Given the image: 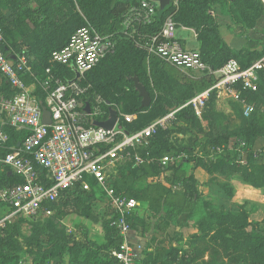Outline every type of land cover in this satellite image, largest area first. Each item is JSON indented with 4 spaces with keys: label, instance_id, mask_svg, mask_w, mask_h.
Wrapping results in <instances>:
<instances>
[{
    "label": "rangeland",
    "instance_id": "1",
    "mask_svg": "<svg viewBox=\"0 0 264 264\" xmlns=\"http://www.w3.org/2000/svg\"><path fill=\"white\" fill-rule=\"evenodd\" d=\"M113 1L115 0H69V5L63 6L62 12L57 13L58 15L67 13L65 8L68 7V11L76 15L84 24H89L87 15L92 9L105 7ZM183 1L186 0H171L173 13L167 18H171L174 25H176L174 15L180 10ZM49 2L50 0H0V27L7 29L11 38L16 41H23L26 44L36 41L42 43L43 38L38 30V24L43 20L41 6ZM212 4L210 14L217 12L230 19L229 14L232 9L230 0H212ZM122 21L123 18L115 23L112 33L101 28L99 32L118 35L117 40L125 39ZM261 23L264 25V18ZM232 25L239 31L245 32L240 24L232 21ZM254 28L248 31H253ZM128 33H131L130 30ZM20 47L28 51L34 49L39 51V54H43L46 50V47L33 48L25 45ZM263 52L264 43L261 44V52H253L252 57ZM243 55L246 54L241 52L238 59L234 57L232 59L244 65L246 61L243 60ZM149 59V63L141 68L142 80L152 94V101L155 102L166 100L164 92L160 85L158 86L159 83L176 100L187 102L205 90L212 89L219 77L218 74L212 73V79H210L206 72L185 71L166 64L167 68L174 69L171 72L172 75L174 74V82L165 81L163 84V77L159 76L154 81L151 74V64L156 61V57L150 54ZM110 75L109 73L103 75L98 81L102 84L92 90L93 108L101 111L102 114L106 107L116 110L119 125L131 131L153 121L156 118L153 112L146 111L136 115L129 113L135 103V97L127 87L121 88L120 82L108 89L106 84ZM26 82L28 85L33 84L34 89L40 91L38 80L33 76L28 77ZM211 91L214 92L211 106L206 108V100L200 108L201 114H208V120H199L195 125L186 121H175L165 129L168 140L175 149L189 147L196 137L195 132H209L212 125L215 130L229 134V137L244 128L247 125L244 123H248L253 118L257 126L264 129V80L261 94L252 97L249 104L246 96H244L245 104H242L233 100L221 88H213ZM107 99L112 103L109 104ZM232 143L233 139L229 138L227 146L210 147L204 156L199 153L200 147H196L190 153L191 155L187 153L169 155L160 151L151 158L152 161L148 160L142 165L130 166L122 161L108 170V184L119 191H125L139 203V208L131 221V234L139 232L145 237H153L156 241L164 236L161 239L167 242L168 247L173 243L176 245L167 256L168 264H200L199 261L196 263L192 261L196 255L195 240L200 235H204L203 232H206L208 237L212 233L205 221L206 208L215 215L221 216L223 212H235L245 207L250 214V219L257 224L255 228H264V223L261 222L264 218V189L253 188L243 182L241 175L236 170L233 172L230 169V161L229 164L222 162L225 164L223 168L216 164L217 159H223L226 155H229V160L231 159ZM240 150L242 151V148ZM252 151L255 152L253 155L256 163L263 161V157L260 158L258 154L264 152V138L256 141ZM242 154L245 157L246 152L243 151ZM195 155L201 158L197 165L207 176L206 183L201 185L202 189L198 188L199 183L196 180L186 184L173 181L169 171L165 175H152V167L169 168L178 165H183L182 174L188 175L191 170H194L193 163L188 162V159ZM163 157H169L172 161L163 166L160 163ZM235 162L232 159V163ZM207 169H211L210 172ZM0 173H8L1 163ZM85 201L84 197L79 196L70 204L55 203L47 208V213L42 212L35 220L18 218L6 224L5 229L0 233V264H75L83 258L99 262L105 253L97 252L94 245L97 247L104 242L103 234L100 225L87 217ZM89 210L100 219L109 217L110 208L107 205V199L98 188ZM8 213L7 208L0 205V219L6 217ZM211 221L213 222V219ZM214 221L215 223L218 221L216 224L219 225L216 226L219 230L227 227L228 222L220 219ZM240 222L245 223V221ZM130 241L134 239L131 237ZM59 250L61 252L57 254Z\"/></svg>",
    "mask_w": 264,
    "mask_h": 264
},
{
    "label": "built area",
    "instance_id": "2",
    "mask_svg": "<svg viewBox=\"0 0 264 264\" xmlns=\"http://www.w3.org/2000/svg\"><path fill=\"white\" fill-rule=\"evenodd\" d=\"M158 11V3L150 0H140L129 8L122 21L125 39L139 37L140 48L177 69L218 74L213 88H221L233 100L245 104L243 92H256L257 73H264V55L245 69L231 59L214 72L202 61L198 51L182 48L175 39L171 18L165 20L157 34L138 31L152 24ZM2 45L0 32V149H8L0 163L21 182L0 189V205L9 211L0 219V233L14 219L35 220L42 212L47 213V206L55 203L62 191L76 185L88 191L89 178L104 193L110 208L111 226L120 238L118 249L111 250L110 257L118 264H141L140 250L130 241V219L139 203L117 193L108 184V170L126 160H133L137 165L152 161L148 155L144 158L136 151L148 148L151 139L175 120L179 110L190 106L200 119V108L213 88L137 131H126L118 121L111 130H106L92 125L95 120L103 121L101 111L92 105L90 114L84 111L83 98L89 86L83 81L102 60L114 55V35L99 32L89 24L78 28L61 49L51 53L49 67L42 76L32 72L28 57L4 53ZM53 67L71 69L75 80L62 81L53 73ZM31 76L38 80L44 93L42 100L33 95L34 85L26 82ZM3 84L11 93L4 90ZM43 107L50 115L49 125L42 123ZM5 128L26 135L22 141L10 145ZM171 161L163 157L160 163L165 166Z\"/></svg>",
    "mask_w": 264,
    "mask_h": 264
},
{
    "label": "trees",
    "instance_id": "3",
    "mask_svg": "<svg viewBox=\"0 0 264 264\" xmlns=\"http://www.w3.org/2000/svg\"><path fill=\"white\" fill-rule=\"evenodd\" d=\"M230 1V8H232L229 14L230 19L235 23L240 24L241 27L246 31L253 29L257 20L264 16V0ZM139 2L140 0H115L110 2L105 7L92 9L87 15L89 25L98 31H100L99 29L101 28L111 32L115 27V23L118 21L120 22V19L123 18L129 8L137 5ZM67 4L69 5V0H50L48 4L41 6L43 20L38 24V30H40L41 36L43 38L42 43L41 41H38V43L36 41L31 44H26L23 41H16L11 38L7 29L4 30L2 27H0L3 37L2 50L4 53L11 55L24 54L30 59V67L32 72L36 76H42L44 70L49 67V58L51 53L61 49L67 43L69 37L75 30L86 25L76 15L68 11V7L65 8L67 13H61V15H58L57 12H62V7L67 6ZM212 5V0H186L180 5V10L174 15L176 26L190 28L196 33L198 52L202 61L208 65L212 71L215 72L222 68V66L227 61L231 60L232 57H234V59H238L241 55V52L246 54L243 55V60H245L246 63L242 65L240 61L237 62L243 69L249 67L252 63L260 59L264 55V52L260 53L259 55H255L253 58L252 55L254 53L252 52L245 50L233 51L226 45L219 35L216 17L210 14ZM172 13L173 8L171 5H169L163 11H158L155 21L152 24L142 29L139 28L138 31L149 35L157 34L161 30L167 17ZM113 35L116 41L114 55L102 60L92 71L85 75L83 84L85 86H89L87 94L83 98L85 104H89V106H91V92L94 88L102 84L101 81L100 83L98 81L106 73L111 74L106 84L108 89L115 87L117 83L120 82L121 88L127 87L133 93L135 97V103L129 110L130 114H142L146 111L153 112V115L156 116V118L153 119L154 121L166 115L167 113L178 109L186 103V101H181L178 99L176 100L171 95V93L165 90L164 87L159 83L158 86L160 85L162 92H164L166 96V100L155 102L151 99L150 106L146 109H141V99L135 92L133 83L130 79L133 77L138 78L139 82L145 87L150 98H152L151 92L142 80V61L147 56V53L143 48H140L139 37L135 38L134 40H117L118 35ZM23 45L33 48L46 47V50L43 54H39V51L34 49L33 51L22 49L20 46ZM47 54L48 56H46ZM243 60L241 59V61ZM162 63L163 62L156 58V61L151 64V74L153 80L156 81L160 76L164 79V81H162L163 84L165 81L174 82L173 78L168 76L162 69L159 68L160 64ZM52 71L64 82L75 80V73L69 68L53 67ZM207 76L212 75L207 74ZM263 80L264 73L258 72L256 92H243V95L247 98L246 100L248 104L252 97H257L261 94ZM3 88L8 93H11L5 84H3ZM33 95L36 96L38 100H42L44 97V93H42L41 90L38 91V89H34ZM213 96L214 92L211 91L207 101L205 102L207 109L209 106H211ZM107 102L109 104L112 103L109 99H107ZM108 108L111 107L105 108L101 119L104 120L107 118ZM208 119V114L203 115V113L201 114L200 119H197L192 108L189 106L179 110L175 114V120L173 123L175 121H186L192 125H195L197 122H199V120L202 121ZM254 120L255 119L253 118L248 123H244L247 125L239 131L231 134L230 137L229 134H223L215 130L212 125L209 132H195L196 137L193 139L190 146L179 149H175L173 147L174 145L169 142L166 130H159L151 139L148 148L138 149L136 152L144 158L147 155L150 158L153 156L155 157L160 151H164V153H168L169 155H179L181 153H187L191 155L190 153L196 147H200L199 153L201 156H204L210 147H219L221 145L227 146L229 138H232L233 143L232 147H230L231 159L229 160V155H226L223 159H217L216 164L218 167L222 166L223 168V166H225L224 163L229 164L230 161V169L233 172L236 170V172L241 175L243 182L253 188H264V152L258 154L260 158L263 157V161L256 163L253 155L255 152L252 151L256 141L258 139L264 138V129L257 126ZM143 127L139 129H142ZM139 129L133 131H137ZM125 130L128 132H133L127 129ZM4 131L10 136V145H15L17 141H22L26 135L25 132H16L10 128H5ZM241 144H243V146H241ZM241 148L242 151L240 150ZM243 151L246 152L245 157L242 154ZM5 152H8V149H0V158L3 157ZM232 159L236 161L234 164L232 163ZM200 160L201 158L195 155L188 159V162L193 163L194 167H199L197 164ZM240 161H242L243 164H239ZM125 163L130 166L132 164H136L133 160H126ZM180 167L181 165H178L177 167L172 166L169 168L155 166L152 167L151 170L152 175L157 176L165 174L169 171L170 178L172 177V180L177 183L182 182L186 184L189 181H194L192 175L187 178L180 175ZM6 170L8 171L7 174L0 173V189L19 184L21 182L17 176H15L8 169ZM207 170L210 172L211 169ZM87 182L89 184L88 191H84L79 185H76L72 189L62 191L55 203L70 204L71 202L75 201V198H78L79 196L84 197L86 200L84 206L87 209V217L100 225L103 234L104 242L97 247L94 245V247L97 249V252L103 251L105 253L104 257H102L105 259V263L102 259H100L98 262L95 260L91 261L89 258H83L81 261L75 264H118L112 257H110L109 254L111 250L118 249L120 245V238L118 237L115 228L111 226L112 218L110 215L107 218L100 219L90 212V203L92 202L93 198H95L97 187L93 180L88 178ZM112 188L119 194L131 197L127 195L125 191H119L116 189V187ZM191 196L193 197V195ZM55 203L48 205L47 208H50ZM206 211L207 216L205 221H207V227L212 230V233L208 237V234L203 232L202 234L204 235H200V237L196 238V255L195 259L192 260L194 263L199 261L200 264H264V228H255L257 224L250 219V214L245 210V207L239 208L235 212H223L221 216L215 215V213H212L208 208H206ZM212 219L213 222L211 221ZM217 219L228 222L227 227L220 230L217 229L216 225L219 224L216 223H218V221L216 223L214 221ZM131 221L132 219H130V228L132 227ZM240 221H245V223H241ZM261 222L264 223V218ZM60 252L61 251L59 250L57 254H60ZM205 256H207V260H204Z\"/></svg>",
    "mask_w": 264,
    "mask_h": 264
},
{
    "label": "crops",
    "instance_id": "4",
    "mask_svg": "<svg viewBox=\"0 0 264 264\" xmlns=\"http://www.w3.org/2000/svg\"><path fill=\"white\" fill-rule=\"evenodd\" d=\"M216 17L218 23V32L221 39L226 43V45L233 51L247 50L248 52H261V44L264 43V25L261 23L264 17H261L256 22V27L253 31L241 32L237 27L232 25L231 19L225 16L219 15L217 12L212 13ZM258 33V34H257ZM149 35V34H146ZM175 39L180 43L183 49L188 51H198V43L196 41V33L194 30L185 27H178L175 25L174 32ZM262 38V42H261ZM147 53V52H146ZM260 54V53H259ZM148 56L142 61V66L149 63V53ZM172 67V66H171ZM160 69H162L168 76L171 78L174 77L171 72L174 71L172 68H167V65L164 63L160 64ZM177 69V68H176ZM210 79L211 76L209 77ZM186 82V80H185ZM216 82V81H215ZM257 82H258V73H257ZM185 84V83H183ZM206 91V90H205ZM188 102V101H187ZM116 111V110H115ZM118 116V114H117ZM239 164H243L240 161ZM183 165L180 167V175L187 178L189 176H194V180L198 181L199 189H202L201 185L206 183V173L200 167H194V170H191L188 175L182 174ZM184 170V169H183ZM165 175V174H164ZM243 180V179H242ZM264 189V188H259ZM133 238L134 241H131L136 247L140 250L141 255V264H168V254H170L173 247L176 245L173 243L170 247L167 246V242H164L163 237H159L156 241L155 239L145 237L144 234L139 232H132L130 238ZM105 263V259H102ZM204 260H207V256L204 257Z\"/></svg>",
    "mask_w": 264,
    "mask_h": 264
},
{
    "label": "water",
    "instance_id": "5",
    "mask_svg": "<svg viewBox=\"0 0 264 264\" xmlns=\"http://www.w3.org/2000/svg\"><path fill=\"white\" fill-rule=\"evenodd\" d=\"M150 1L158 3L159 11H163L171 3V0H150ZM11 59H13V58H11ZM76 78H78V75H76ZM130 80L133 83V88H134L135 92L137 93L138 97L141 99L140 108L141 109L148 108L151 104V98H150L148 92L146 91L145 87L139 82L138 78H136V77H133ZM84 111L86 114H90L89 104L85 105ZM42 116H43L42 123L45 125H49L50 124V115L44 107L42 108ZM117 121H118L117 112L115 110H113L112 108H108L107 119L103 120V121H96L95 120L92 122V125L95 127L106 129V130H111L114 127V125L117 123Z\"/></svg>",
    "mask_w": 264,
    "mask_h": 264
}]
</instances>
